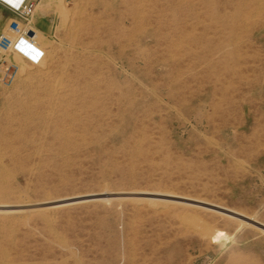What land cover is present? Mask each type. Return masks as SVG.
Instances as JSON below:
<instances>
[{
  "label": "rangeland",
  "instance_id": "374dc122",
  "mask_svg": "<svg viewBox=\"0 0 264 264\" xmlns=\"http://www.w3.org/2000/svg\"><path fill=\"white\" fill-rule=\"evenodd\" d=\"M31 1L0 264H264V0Z\"/></svg>",
  "mask_w": 264,
  "mask_h": 264
},
{
  "label": "built area",
  "instance_id": "2783aa9c",
  "mask_svg": "<svg viewBox=\"0 0 264 264\" xmlns=\"http://www.w3.org/2000/svg\"><path fill=\"white\" fill-rule=\"evenodd\" d=\"M0 2L9 6L13 13V18L7 29L0 35V52L9 54L16 52L31 64L37 65L44 53L37 46L36 32L29 23L35 14L37 4L31 0H22L16 7L14 5L17 3H8L4 0H0ZM21 41L24 43L21 44ZM30 49H35V51H30ZM37 52L40 55L37 56ZM11 66L17 68L15 65Z\"/></svg>",
  "mask_w": 264,
  "mask_h": 264
},
{
  "label": "crops",
  "instance_id": "0c3cea01",
  "mask_svg": "<svg viewBox=\"0 0 264 264\" xmlns=\"http://www.w3.org/2000/svg\"><path fill=\"white\" fill-rule=\"evenodd\" d=\"M12 18L11 10L4 3L0 2V35L7 29Z\"/></svg>",
  "mask_w": 264,
  "mask_h": 264
},
{
  "label": "bare ground",
  "instance_id": "6f19581e",
  "mask_svg": "<svg viewBox=\"0 0 264 264\" xmlns=\"http://www.w3.org/2000/svg\"><path fill=\"white\" fill-rule=\"evenodd\" d=\"M4 1H6V2H8V3H17V4H20V1H22V0H19V1H17V0H4ZM262 5V4H261ZM262 8V7H261ZM55 92V91H54ZM30 206V205H29ZM193 224V223H192ZM199 224V223H198ZM62 240V239H61Z\"/></svg>",
  "mask_w": 264,
  "mask_h": 264
},
{
  "label": "snow or ice",
  "instance_id": "6c2138e0",
  "mask_svg": "<svg viewBox=\"0 0 264 264\" xmlns=\"http://www.w3.org/2000/svg\"><path fill=\"white\" fill-rule=\"evenodd\" d=\"M14 6H19L18 4H15ZM21 43H24L23 41H21ZM32 51H35V49H32ZM37 55H39V54H37Z\"/></svg>",
  "mask_w": 264,
  "mask_h": 264
},
{
  "label": "clouds",
  "instance_id": "9594fccd",
  "mask_svg": "<svg viewBox=\"0 0 264 264\" xmlns=\"http://www.w3.org/2000/svg\"><path fill=\"white\" fill-rule=\"evenodd\" d=\"M17 7H18V6H17ZM21 44H23V43H21ZM25 47H26V46H25ZM30 51H32V49H30ZM37 54H39V55H40V53H38V52L36 53V55H37ZM37 56H38V55H37Z\"/></svg>",
  "mask_w": 264,
  "mask_h": 264
}]
</instances>
